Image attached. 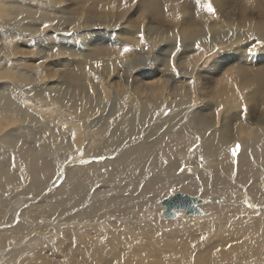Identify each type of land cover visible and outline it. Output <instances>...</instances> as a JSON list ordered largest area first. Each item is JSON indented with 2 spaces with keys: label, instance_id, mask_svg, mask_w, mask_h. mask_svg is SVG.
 <instances>
[{
  "label": "bare ground",
  "instance_id": "obj_1",
  "mask_svg": "<svg viewBox=\"0 0 264 264\" xmlns=\"http://www.w3.org/2000/svg\"><path fill=\"white\" fill-rule=\"evenodd\" d=\"M64 2L0 0L2 52L7 54L8 40L26 46L27 37H35V58L66 73L63 81L50 73L41 84L39 68L17 61L28 70V85L20 80L18 87L0 89V129L5 119L8 124L23 119L0 135V264H28L29 249L41 264H183L186 258L195 264H264V220L241 231L231 225L243 219L239 212L259 214L238 205V192L245 193L244 203L264 207V53L258 51L264 49V0H76L77 7ZM98 28L106 33L88 38ZM89 39L101 41V47L89 48ZM220 45H228L226 51L205 66ZM124 67L133 70L117 72ZM143 67L160 76L152 71L147 80L137 73L134 78L135 68ZM221 70L231 80L212 88L211 101L198 97L211 93L203 77ZM24 92L32 93V102L41 100L40 107L69 118L67 124L27 109L17 95ZM211 103L220 114L210 110ZM16 185L25 186L18 194L27 196L16 200ZM197 191L207 200L200 204L203 216L180 213L176 219L183 210H175V218L167 217L164 199ZM32 196L42 198L37 215L30 214L38 228L23 223L28 214L20 213L24 198ZM67 214L76 220L69 224ZM104 215L119 219L112 225L119 231L100 243L81 224ZM211 216L219 217L214 227L226 236L217 241L222 250L203 253L193 245L213 226L209 221L163 234L164 245L151 229L132 224L151 217L161 226L195 223ZM14 222L19 231L11 227ZM6 226L11 228L2 230ZM138 229L152 243L153 260L139 257L136 247L126 252L131 245L118 241L121 232L136 235ZM58 230L63 238L57 248L34 250ZM230 249L249 256L232 259Z\"/></svg>",
  "mask_w": 264,
  "mask_h": 264
},
{
  "label": "rangeland",
  "instance_id": "obj_2",
  "mask_svg": "<svg viewBox=\"0 0 264 264\" xmlns=\"http://www.w3.org/2000/svg\"><path fill=\"white\" fill-rule=\"evenodd\" d=\"M174 2H175V0H174ZM64 3H65L64 5H68V6H71V7H77L76 0H65ZM64 11H65V16L66 17L72 18V15L68 14V11L65 8H64ZM83 20H84V18L81 19L79 22L74 21L73 28L79 27L82 24ZM100 27H103V25H101ZM67 30H69V29H67ZM94 30H96V31H91L90 33H88L89 34L88 38H90V37L93 38V37H96L97 35L106 33L101 28L100 29L99 28L98 29H94ZM97 31L101 32V33H98ZM72 33L74 34V32H72ZM72 33H67V34L62 33V34H59V35L61 37V35L65 34V37H70L72 35ZM19 36H21V35H19ZM83 36H85V35H83ZM82 38H84V37H82ZM37 39L38 38H35V37L34 38L27 37L26 46H17L15 42L8 40L7 54L3 53L2 50L0 49V83H1L0 84V89L4 88L6 86L18 87L17 82L20 81V80L23 81V86L24 87L26 85H28L29 76L26 74V73H28V70L25 69L24 65H22V67L19 68L17 66V61H21L22 64H28V65H30L32 67H37V68L40 69L41 73H37V76H38L37 83H41V84L42 83H46L47 77L49 75H51L50 73H54L62 81L65 79V74L66 73H57V70H59L58 66L49 67L48 63L42 64L41 61H39L38 59L35 58V56L38 53ZM1 43L2 42H0V44ZM88 46H89V48L101 47V41H97L96 39H91V40L89 39ZM227 47H228V45H224V46L220 45V46L215 47L213 49L212 53H210V55L211 54H213V55L207 56V60H206V62H204L205 66H210L211 65V61H212L211 57L212 56H218V53L223 52V50L226 51L225 49H227ZM235 47H239L240 48V45H236ZM261 47L264 48V44ZM16 48L18 49V51H15ZM258 51H261L262 53H264V49H259ZM61 53H62V56L66 55L63 51H61ZM254 64H256V61L254 62ZM150 65H152V64H150ZM69 68H70V66L69 67H67V66L65 67V69H67V70ZM135 69L137 71H133L132 72V74L134 75V78H135V75L137 73L139 75V77H142L144 80H147V78L145 77L146 74L147 73H152V71H154V74H156L157 76H160L159 73H155V70H154L155 68H152V69L149 68L148 69L146 67H143V68H138V69L135 68ZM131 70H133V69L124 67V68H122L121 70H119L117 72L118 73H121L123 71L131 72ZM222 70L220 72H222ZM220 72L216 71L215 72L216 76H213V74H212V75H206L205 77H203V79H205V80H202V82L207 87L210 88L211 93L210 94L199 93L198 97H201V99L206 100V101H211V98H212L213 92H214V90H212V88H214V86L218 82H221V81H225L226 82V79L231 80V77H229L228 75L224 76L225 72H222V73H220ZM251 72H253V71H251ZM118 76H116L114 79L119 80ZM129 83H131V78L129 80ZM24 87H22V88H24ZM29 90L30 89L27 88L26 92H29ZM3 91H6V90L4 89ZM26 92H24L23 94H17V95L26 102L27 109L34 110L36 114L59 117V118H61L64 121V123L67 124L69 118L62 116L61 114L57 113L53 109L48 108L46 106L40 107L39 104L42 103L41 100H37L38 102L30 101L29 98L32 95V93L29 94V93H26ZM252 103H251V105H252ZM57 104H59V103H57ZM61 109H62L63 112L67 113L68 115H72L73 116L72 110L69 109L70 110L69 111L68 108H63V107ZM210 110L216 111L218 114H220V108L215 106L214 103H211ZM233 111H235V110H232L231 112H233ZM170 112H171V110L168 109L164 113V116L166 117ZM13 122H14V124H8V119H5L4 122H3V125L1 126V129H0V135L5 133V132H7V131H9V130H13L14 128L19 127L23 123V119L18 117V119H13ZM80 126H82V123H80ZM74 140H75L76 146H78V141H77L75 135H74ZM86 143L87 142L83 143L82 148L86 147ZM198 143H199L198 146L200 147V149L198 151L196 150V152L197 153H201L202 152V145H201L200 139L198 140ZM76 157H78V156H76ZM80 157H82V156H80ZM94 160L96 161V160H98V158H95ZM16 187L18 189L15 190L14 194H18L22 189H25V186H23V185H16ZM184 193H186V192H184ZM187 193L190 194L191 196H198V197L202 198L203 200H205L203 204H205L207 202L206 198L200 195L201 193H203V191H197V194H199V195H194V194L189 193V192H187ZM244 194L245 193L243 191H241L240 193L239 192L237 193V195L241 198V200L239 202H237L238 205H240L242 207L249 208V209H251L253 211L258 212L259 214L258 215H254V214H249L248 215L245 212L237 213V216L243 217V219L241 221L237 222V223H235V221H232V222L230 221V222H231V225L234 226L236 229L240 228V231H241V227L243 225L255 222L256 220H259L258 218H261L262 220H264V214H260V212L263 211L264 207L263 206L262 207H257V206H254L252 204L244 203L243 202ZM22 196H27V195H19L18 194V197L16 198V200H18V198H20ZM109 196H106V197H109ZM106 197H102V199H105ZM7 198H8V200H11L10 196H7ZM24 199H25V201L21 204L22 207L20 208V213L27 212L26 214H28V215L26 216V218L23 219V223H26L28 225H34L35 228H38L40 226V224H37V223L33 222L31 220V218H30V214L31 215H37V209H38V206L40 205V201L42 200V198L36 199V196H32V197H27V198H24ZM12 202H16V201H12ZM203 204H201V206ZM201 206L199 205L198 207L201 209L202 214H200V215L199 214H194V215H188V216L189 217L190 216H195V215H197V216H201L202 215L203 216L205 214V209H203ZM128 212H129L130 215L138 216L136 211L135 212L128 211ZM180 213L181 214L184 213L183 215L188 217L186 211L183 210V212L182 211L178 212V216L176 217V219L179 218V216L181 215ZM69 215H70V217H69ZM71 215L72 214H67V216H66L67 221H68L69 224L71 223L70 221L76 220L75 216H71ZM130 215H126L125 219H136V220H139L138 218H133ZM163 216H164V214H163ZM88 218L89 217H87V219ZM139 218H141V216ZM164 218H166V217L164 216ZM152 219L153 218L151 217V218L146 219V221H144V220L136 221V222H133L132 224L140 225V226H138L139 228L151 229L152 230L151 235L153 234L152 237H155V238L159 239L161 241V244L164 245L165 241H164L163 234L168 233L169 231H173V230H177V229H181V228H186V227L191 226L193 224H203L204 222L209 221V222L212 223L213 226L211 227L209 225V229L204 234H202L199 237L200 239L196 243H194V245H193L194 250L196 252L203 253V252H208L210 247H215L218 250H222L223 249V247H221V246H219L217 244V241H218L219 238H224L226 236V233L223 230H216V228L214 227L219 222V217L211 216V218H208V219L197 220L195 223H191L189 221H180L178 223H175V225H173V224H171L169 222H164L165 225H162V226L159 225V221H157V220L149 221V220H152ZM90 220H92V218H90ZM114 220H119V219L116 218L115 215H110V216L104 215L102 217H99V218L93 220V222H87V223L81 224V225L82 226H88L85 229L87 231L91 232V234H89V236L93 240L102 243V242H108V241H110V240H112L114 238V236H112L110 238H102L104 235L109 234L110 231H113V232H118L119 231V229H113V227H112V225L114 223ZM163 220H165V219H163ZM101 221H104L105 223L103 224ZM106 221H107V223H106ZM120 221L125 223V221H127V220L120 219ZM18 222H16V223L14 222L11 227H14V230H18L19 231L20 227L16 229V225L18 226ZM76 224H78V223H76ZM105 224H108V225H105ZM141 224H146V225H141ZM36 226H38V227H36ZM11 227L10 226H6V227H3L2 230H6L7 228L9 229ZM65 227L72 228V227H70V225H65ZM155 227H157L156 231H154ZM0 230H1V228H0ZM132 230H133V228H132ZM96 231H102V233L101 234H95ZM125 231H127V230H125ZM57 232H59V230ZM9 233L12 234L11 231H9ZM121 233H122V235L117 237L119 243H121V244H130L131 245L130 248L124 249L126 252H130V249H133L134 247H136V248H138V256L139 257H143V258L148 259V260H153V257L148 255V251L152 248V243L148 240L147 236L145 235L146 233L142 229L136 230V235H135V230H134V234L132 233V231L130 232V234H132V235L127 234V233H123V232H121ZM54 234H57V235L55 236V238L53 240H46V242L44 244L40 245L39 248H36L34 250L38 251L39 249H46V248L55 249V248H57L59 246L60 239L63 238V233L61 231L59 233H54ZM54 234H50V236H52ZM34 235H37V234H34ZM18 236H20V234H18ZM10 249H15V248H10ZM172 250L173 249H170L166 253L167 254L171 253ZM32 251H33V249H29V251H27L29 256H30V258L28 259V262H29L28 264H41L42 263L41 260H39V258H37L35 256L36 254L34 252L32 253ZM27 252H25V256L29 257L28 254H26ZM228 252L231 253L232 259L241 257L243 255H248L249 256L248 253L242 252L241 250L230 249V250H228ZM56 253H58L60 256H63L65 254L64 251H59V252H56ZM260 257H261V255H260ZM57 259L59 261H61L63 258H57ZM108 264H111V263H108ZM183 264H195V262H194L193 259L186 258V261L183 262Z\"/></svg>",
  "mask_w": 264,
  "mask_h": 264
},
{
  "label": "water",
  "instance_id": "obj_3",
  "mask_svg": "<svg viewBox=\"0 0 264 264\" xmlns=\"http://www.w3.org/2000/svg\"><path fill=\"white\" fill-rule=\"evenodd\" d=\"M204 200L198 196H191L186 193H179L171 198L164 199L163 205L166 208V215L169 218L175 217V210H184L187 215L202 214L198 207Z\"/></svg>",
  "mask_w": 264,
  "mask_h": 264
},
{
  "label": "snow or ice",
  "instance_id": "obj_4",
  "mask_svg": "<svg viewBox=\"0 0 264 264\" xmlns=\"http://www.w3.org/2000/svg\"><path fill=\"white\" fill-rule=\"evenodd\" d=\"M208 8H209V11H214V9H212L210 4H209ZM125 51H127V49H125ZM233 154H235V152Z\"/></svg>",
  "mask_w": 264,
  "mask_h": 264
}]
</instances>
